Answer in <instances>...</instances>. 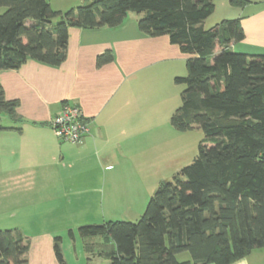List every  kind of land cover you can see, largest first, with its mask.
<instances>
[{"label": "trees", "instance_id": "trees-1", "mask_svg": "<svg viewBox=\"0 0 264 264\" xmlns=\"http://www.w3.org/2000/svg\"><path fill=\"white\" fill-rule=\"evenodd\" d=\"M229 2L243 7L249 0ZM0 7V70L27 59L58 65L69 27H115L130 10L142 32L167 35L189 55L186 74L173 79L184 87L170 123L179 131L202 129L198 154L158 186L137 221L77 228L81 236L102 234L114 242L107 264H230L264 247V54L230 48L244 36L239 19L204 28L213 0H90L63 12L48 0H0ZM110 60L109 50L96 58L98 65ZM16 106L0 84V117L19 122ZM28 248L21 231L0 229V264H27ZM53 248L58 264H67L59 236ZM184 251L190 260L178 261Z\"/></svg>", "mask_w": 264, "mask_h": 264}, {"label": "crops", "instance_id": "crops-1", "mask_svg": "<svg viewBox=\"0 0 264 264\" xmlns=\"http://www.w3.org/2000/svg\"><path fill=\"white\" fill-rule=\"evenodd\" d=\"M249 4L239 7L244 36L238 48L264 54V4ZM137 22L138 14L128 11L115 27L71 26L60 64L27 59L17 69L0 70L3 96L17 102L21 118L13 122L8 116L2 124L8 129L0 131V229L15 228L29 238L27 264H58L56 236L67 264H107L115 251L110 238L81 236L76 227L81 221H110L117 198H106L105 213L100 185L136 188V182L117 179V171L135 168L148 156L153 134L161 146L160 129L174 111V88L179 91L173 87L170 100L169 88L175 76L186 74L189 56L167 35L142 32ZM107 50L112 60L98 65L97 56ZM63 101L78 105L89 125V133L75 143L57 138L49 125ZM263 251L255 248L230 264H262Z\"/></svg>", "mask_w": 264, "mask_h": 264}, {"label": "rangeland", "instance_id": "rangeland-1", "mask_svg": "<svg viewBox=\"0 0 264 264\" xmlns=\"http://www.w3.org/2000/svg\"><path fill=\"white\" fill-rule=\"evenodd\" d=\"M48 1L54 10H60L63 12L70 8H75L79 5H82L90 0ZM249 1L250 7H255L258 5L260 6L264 4V0ZM213 3L215 5L213 12L202 22L204 28H210L215 24L220 23L224 19H240V6L232 5L229 0H213ZM4 10V7H0V13H2ZM58 20V18H54L52 19V22L55 23ZM240 43H242L241 40L233 43V45L236 44V48H233L235 52L250 55L262 54L239 51L238 45H241ZM218 49V47L215 48L216 51H218ZM171 85L172 86L169 88L168 93L170 100V95L172 94L173 87H179V91L174 88L175 95L173 97V102L175 107L174 109H172L173 111L180 104V93L184 86L182 84H176L174 83V81L173 84L171 83ZM170 114L167 113L165 120L166 122L160 129V132L162 133V141H160L161 146L156 143L159 140L157 139L156 135L153 134L152 138L147 139V142L149 143V145L147 146L149 149L148 156L138 159L135 168H131L128 170L120 169L117 171L119 175V178L117 179H119L121 182H136V188H129L128 186H126L125 188L120 187L118 189H113L109 188L107 183H105L104 185H100V188L97 189V195L103 197V200H100L101 203L99 206L104 209L105 213H107L106 209L108 208V204H106V198L110 195H114V197L117 198V202L111 205L114 208V210L110 214L111 221H137L143 213L148 200L154 194L158 186L165 181H173L174 176L180 175L179 172L181 168L190 164L198 154V146L204 136L202 129L195 126L185 131L176 130L170 123ZM0 120L1 124H5L10 121L8 115L5 113L1 114ZM153 126H156V129L160 127L158 124H153ZM164 126L166 127V131H164ZM157 149L165 150V152L163 153L162 151V155H159L158 157L156 155ZM136 190L138 191L137 195L134 194V191ZM87 195H91V193H87ZM81 222L79 223L78 227L85 224H100L101 221ZM76 235L78 245L80 246L79 243H81L82 240L78 234ZM97 241L101 240L98 239L96 240V242ZM85 242L88 243L86 240ZM97 252L98 250L96 249L95 254ZM260 256L263 257L262 264H264V251L261 252ZM176 258L178 261L190 260V254L184 251L177 254ZM93 262L97 263L98 261ZM70 264L76 263L74 261L72 262L71 260Z\"/></svg>", "mask_w": 264, "mask_h": 264}, {"label": "built area", "instance_id": "built-area-1", "mask_svg": "<svg viewBox=\"0 0 264 264\" xmlns=\"http://www.w3.org/2000/svg\"><path fill=\"white\" fill-rule=\"evenodd\" d=\"M55 136L62 141L75 143L89 133V125L78 105L63 101L60 110L50 119Z\"/></svg>", "mask_w": 264, "mask_h": 264}]
</instances>
